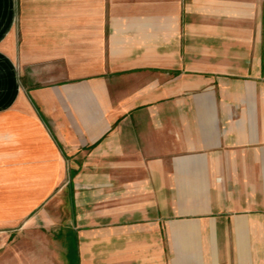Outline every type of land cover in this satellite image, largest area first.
Instances as JSON below:
<instances>
[{
  "label": "crops",
  "instance_id": "crops-1",
  "mask_svg": "<svg viewBox=\"0 0 264 264\" xmlns=\"http://www.w3.org/2000/svg\"><path fill=\"white\" fill-rule=\"evenodd\" d=\"M264 264V0H0V264Z\"/></svg>",
  "mask_w": 264,
  "mask_h": 264
},
{
  "label": "rangeland",
  "instance_id": "rangeland-1",
  "mask_svg": "<svg viewBox=\"0 0 264 264\" xmlns=\"http://www.w3.org/2000/svg\"><path fill=\"white\" fill-rule=\"evenodd\" d=\"M68 245L70 249V255L67 259V261L70 262V264H76V253H75V247H76V241L75 238L72 236H69L68 238Z\"/></svg>",
  "mask_w": 264,
  "mask_h": 264
}]
</instances>
